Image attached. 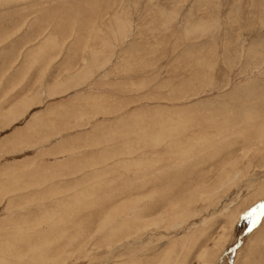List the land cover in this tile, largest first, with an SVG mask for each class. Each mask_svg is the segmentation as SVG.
I'll use <instances>...</instances> for the list:
<instances>
[{"label": "rangeland", "instance_id": "obj_1", "mask_svg": "<svg viewBox=\"0 0 264 264\" xmlns=\"http://www.w3.org/2000/svg\"><path fill=\"white\" fill-rule=\"evenodd\" d=\"M0 264H264V0H0Z\"/></svg>", "mask_w": 264, "mask_h": 264}, {"label": "bare ground", "instance_id": "obj_2", "mask_svg": "<svg viewBox=\"0 0 264 264\" xmlns=\"http://www.w3.org/2000/svg\"><path fill=\"white\" fill-rule=\"evenodd\" d=\"M174 209V208H173ZM141 210L142 209H140L139 211H140V213H141ZM184 210V209H183ZM134 211V210H133ZM136 211V210H135ZM188 211V210H187ZM172 212V211H171ZM189 212V211H188ZM184 214H185V211H184ZM197 214V213H196ZM129 215V214H128ZM133 215V214H132ZM134 215H135V213H134ZM182 215H183V213H182ZM189 217V216H188ZM186 218V217H185ZM141 220V219H140ZM144 220V219H143ZM192 220V219H191Z\"/></svg>", "mask_w": 264, "mask_h": 264}, {"label": "water", "instance_id": "obj_3", "mask_svg": "<svg viewBox=\"0 0 264 264\" xmlns=\"http://www.w3.org/2000/svg\"><path fill=\"white\" fill-rule=\"evenodd\" d=\"M261 213H259L258 215H257V219L259 220L260 218H261Z\"/></svg>", "mask_w": 264, "mask_h": 264}]
</instances>
